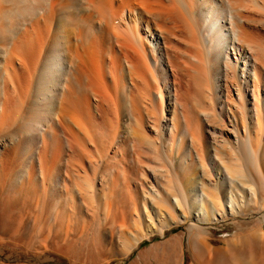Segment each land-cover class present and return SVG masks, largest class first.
<instances>
[{
  "label": "bare ground",
  "instance_id": "bare-ground-1",
  "mask_svg": "<svg viewBox=\"0 0 264 264\" xmlns=\"http://www.w3.org/2000/svg\"><path fill=\"white\" fill-rule=\"evenodd\" d=\"M0 8V152L12 145L4 162L12 188L23 176L40 183L37 159L58 226L62 204L71 222L78 196L84 203L122 183L126 251L177 218L197 264L230 252L215 248L201 223L230 216L239 224L250 202L264 199L263 41L248 29L246 0H0ZM146 54L166 73L165 93L152 95ZM191 80L204 96L198 112L188 104ZM86 160L105 163L100 178ZM255 244L264 254L263 228L234 243V254ZM253 255L235 264H256Z\"/></svg>",
  "mask_w": 264,
  "mask_h": 264
},
{
  "label": "rangeland",
  "instance_id": "rangeland-1",
  "mask_svg": "<svg viewBox=\"0 0 264 264\" xmlns=\"http://www.w3.org/2000/svg\"><path fill=\"white\" fill-rule=\"evenodd\" d=\"M263 1L250 0L249 2V0H246V4H248L246 14L249 15L248 29L250 28V31L257 32L262 37L263 45L256 47L261 58H264V8L260 7V4L263 6ZM115 21L116 24L118 19ZM146 46L148 49L150 48L148 45ZM254 51L252 53L258 54V52L256 53ZM236 54L242 59L243 53H240V55L239 52L234 53L235 56ZM145 56L144 59L146 61L144 60L143 62H147V65L150 63L148 66L154 70L155 80L151 77L152 73H149V87H151L152 95H154L153 91L158 92L164 88L166 73L162 69L161 64H158L154 68L152 65L153 61L150 62L151 57L149 58L147 54ZM191 82L193 93L191 92L190 94L188 104L193 109L197 108L195 110L198 112L203 106L204 96L198 83L192 80ZM141 86L144 88L145 86L148 87L146 83H141ZM162 92L165 93L164 90ZM183 102H186V100ZM199 103L202 105L201 108ZM157 107L158 110L153 114L151 112V115L159 113V103ZM200 116L202 118V115ZM101 130L103 132V127L97 130V136L95 135L97 138L101 137ZM170 140V138L167 139V141ZM90 147L94 150L92 146ZM11 149L12 145H6L0 152V264H197L188 245V224L175 222L177 216L175 220L171 221L173 225L166 228L164 235L158 233L149 234V236L142 238L141 242L131 251H126L127 249L124 246L125 239L120 236L118 228L119 222L117 221L121 216L120 211L125 208V196L127 194V189L122 183L119 187L118 185L115 186L116 188L114 187V190L113 188L105 189L104 192L98 190L97 192L99 194L97 197L88 194L87 200L90 203L87 200L83 203L82 198L78 196L79 206L76 210L77 214L73 217L75 220L72 218L71 222L69 221L71 218H69L68 213H65L66 211L64 209L66 207L62 204L59 208L61 211H64L62 222L57 226L52 221V219L54 220L53 216L56 212V208L52 209L54 208V203L52 200L44 203L43 187L41 185V177L39 176L40 172L37 159L35 169L40 183L34 186L32 182H28L25 176H23L24 178L21 179L23 186L21 188H12L13 169L12 171L10 169H4L5 158ZM111 150L113 149L110 148L109 150L110 157L113 155ZM92 155L90 156L92 162L98 160V155L95 151H93ZM94 156L95 159L93 158ZM89 160H86L88 174L91 175L97 170V176L100 178V175L104 172L105 163L101 162L98 168L95 169L93 167L94 163L90 164L91 162ZM102 164L104 165L103 167ZM23 167L27 168V165L24 166L22 161L18 169ZM22 171L23 169L19 172L21 173ZM112 173L115 178L119 177L118 180L120 182L123 180V174L118 175L117 172L113 171ZM84 188L87 187L84 186ZM263 191L262 194H264ZM234 193L241 199L242 195H240L237 189L234 190ZM263 203L264 199L261 200L260 197L257 199V202L255 200L251 201L242 215H240L242 223L240 222L239 224H235L234 219L230 216L220 217L209 222L203 221L201 224L207 228L205 233H208L207 236L210 234L208 237L210 238L211 244L215 248H221V251L230 250V252L217 254L212 259V262L204 259L201 264H235L236 261L244 262V259H252V254L256 255L257 258H253L256 261L258 260V264H261L260 262L264 260V254L260 253V249H262L260 245L255 244L256 247L253 245L254 247L251 249L246 248L249 252L251 251L250 253L248 251L245 253L244 251L246 250H241L240 252L237 250L234 254V243L236 246H240L242 242L247 241L251 229H264ZM109 205L112 206L110 207ZM105 214L108 215V220ZM110 217L111 221H109ZM114 217L117 221L115 223L117 226L112 236V219ZM70 224L73 226L71 225L72 228L68 231L67 228L68 225L69 228L71 227ZM256 253L259 254L257 255ZM218 255L220 258H218ZM234 255L236 260H234ZM260 259L262 260L260 261Z\"/></svg>",
  "mask_w": 264,
  "mask_h": 264
}]
</instances>
